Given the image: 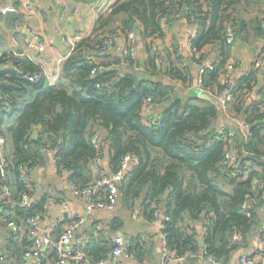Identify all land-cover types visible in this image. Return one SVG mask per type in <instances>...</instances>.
Listing matches in <instances>:
<instances>
[{"label":"trees","instance_id":"obj_1","mask_svg":"<svg viewBox=\"0 0 264 264\" xmlns=\"http://www.w3.org/2000/svg\"><path fill=\"white\" fill-rule=\"evenodd\" d=\"M240 3L117 0L106 15L98 18L92 35L79 41L63 61L65 83L60 86L47 85L39 68L27 59L12 54L0 56V137L6 140L7 160V177L4 182L0 180V194L4 188L8 190L0 200V216L26 227L27 218L41 219L46 214V197L33 199L32 173L44 165L48 152L54 153L57 173L66 174L67 183L77 191L116 173L128 155L136 163L116 183L119 203L129 208L137 206L147 220H153L156 209L163 210L167 217L162 229L164 242L177 256H187L186 264L198 261L202 251L226 264L234 252L247 248L256 229V236L264 237L260 231L264 213L261 67L254 64L240 78L233 80L231 76L229 80L232 100L225 114L240 118L248 130L243 137L226 127L234 133L232 143L239 165L223 164L228 140L217 136L222 114L218 97L225 87L221 79L233 53L225 40V27L232 28L235 41L252 25L262 41L258 54L264 49V16L247 24L238 15L236 6ZM177 20L197 29L191 40L195 51L188 58L180 55L177 46L170 53L153 54L146 39L161 38ZM129 31L144 43L146 56L142 60L101 50L108 35L122 36ZM206 60L213 61L202 83L210 99L200 97L193 84V67L199 69ZM35 74L38 78L29 80ZM253 92L256 99L247 103ZM149 97L158 125L151 124L142 113ZM104 148L108 149V175L96 162L103 158ZM247 162L252 166L245 169ZM24 177L29 180L28 186L22 181ZM98 192L102 194L103 188ZM24 194L32 200L28 206L20 205ZM7 203L13 204L11 216L5 214ZM200 220L210 222L202 236L203 248L191 225ZM62 233L63 225L52 237L58 239ZM234 233H240L242 241L231 242ZM24 239L23 256L30 247L25 235ZM113 247L109 240L92 238L85 249L89 260L98 262ZM139 250V241L128 244L131 256L137 257ZM49 255L58 264L56 250L50 249ZM46 260L44 256L40 264Z\"/></svg>","mask_w":264,"mask_h":264},{"label":"crops","instance_id":"obj_2","mask_svg":"<svg viewBox=\"0 0 264 264\" xmlns=\"http://www.w3.org/2000/svg\"><path fill=\"white\" fill-rule=\"evenodd\" d=\"M117 0H1L0 1V56L12 54L19 59H27L37 66L44 81L49 86H60L65 81L62 79V63L72 53L75 45L84 38H88L95 30L98 18L106 15ZM246 2V1H245ZM263 3V4H259ZM30 3L27 8L26 4ZM244 3L241 2V4ZM251 5H261V12L256 14L248 12L250 16L244 15L246 8L237 9L238 15L247 24L254 19H261L264 16V0H255ZM238 7V6H236ZM242 10V11H241ZM6 11H13L15 16L6 25ZM191 26L185 20L174 21L165 31L164 36L156 38L158 44L173 39L177 44L180 55L188 58L190 55L188 42L193 32ZM242 38H236L232 53L236 64L231 76L233 80L240 78L248 72L259 57L261 40L256 36L252 25L241 33ZM30 40L25 44L24 39ZM16 40L18 43H15ZM151 39H146L150 41ZM154 40V39H153ZM39 41L44 42V50H38ZM152 41V40H151ZM144 43L137 37L136 49L138 57L142 60L145 56ZM117 55H121L118 54ZM261 72H264V57L261 60ZM197 69L193 67V84L195 85ZM165 71V70H164ZM262 83V79H260ZM180 86V84L178 85ZM256 99L253 92L247 99V103ZM26 102H23L24 105ZM220 125L229 127L235 133L247 136V127L243 125L240 118L232 114L223 113L219 118ZM110 174L108 165V149L104 148L103 158L98 163ZM132 165L125 170L128 173ZM98 166L96 165V171ZM66 174L59 175L55 168L54 153H48L43 166L32 173V180L35 184V195L33 199L46 197V214L38 223V236L44 230L52 234L61 225L68 215L73 217H84L85 221L76 230V237L84 244L92 238L109 240L120 235L128 245L133 240L140 242V250L137 257H120L115 264H162V246L164 236L160 229V220H147L137 206L129 208L125 206V213H119L120 206L118 196L116 208L113 211L86 209L87 197L84 194H76L69 187L66 181ZM42 191V194H40ZM12 205V206H11ZM264 209V207H263ZM5 214H13V204L7 203ZM264 213L262 214L263 218ZM196 233L197 239H202L204 234V222L202 220L191 224ZM25 227L18 231H13L0 222V256L3 257L1 264H37L33 258H25L23 251L26 249L24 239ZM256 229L249 240V245L245 249L234 252L226 264H241L239 257L241 254H248L253 249L261 250L257 243ZM47 260L45 264H55L50 258L49 251L45 254ZM199 257H201L199 255ZM255 262L264 263V255L256 253ZM172 264H186V262H173ZM192 264L205 263L200 258ZM220 264H224L220 261Z\"/></svg>","mask_w":264,"mask_h":264},{"label":"built area","instance_id":"obj_3","mask_svg":"<svg viewBox=\"0 0 264 264\" xmlns=\"http://www.w3.org/2000/svg\"><path fill=\"white\" fill-rule=\"evenodd\" d=\"M1 1V0H0ZM26 7H30V3L26 4ZM193 23L195 22L194 19H190ZM165 27V25H164ZM165 34V30H164ZM197 29L194 27L193 32L191 34V38L188 42L189 52H194L195 48L191 45V40L196 37ZM264 35V32H263ZM225 40L226 43L229 45L230 50L232 51L234 48V34L232 28L230 26L225 27ZM264 41V37H263ZM15 43H18L14 40ZM25 44H29L30 40L27 38L24 39ZM151 46V50L153 54H167L172 52V50L177 46L176 42L173 39H168L166 42L158 44L156 39L150 40L147 42ZM137 44V35L129 31L125 35H118L112 34L108 35L101 46V50L106 52L108 50L112 51L113 53H118L130 60L136 61L138 53L136 49ZM38 50H44V42L39 41L38 43ZM264 57V49L262 50L261 55L255 60V66L259 67L261 64V60ZM94 61L95 59L89 57ZM213 68V61L206 60L203 62L201 67L198 69V73L196 76L195 81V88L199 92L200 95L205 94V90L202 87L203 83V76L206 70H211ZM234 69V60L231 57L225 68V73L222 76L221 84L224 85V89L218 97L219 106L222 112H226L229 108V103L232 100L231 91L229 89L230 85V77L231 73ZM94 72V71H93ZM38 76L32 75L29 77V80L37 79ZM142 113L148 118L151 124L158 125L157 117L154 115V110L152 106V98L149 97L145 99L144 105L142 108ZM244 125V124H243ZM36 130L33 127L32 132ZM97 134L94 136V138ZM218 137H225L228 140L226 148L224 150V157H223V164L226 166L235 167L239 165V155L237 150L232 143V138L234 137V133L232 131H227L225 125H220L217 130ZM6 140L4 137H0V180L6 181L7 173H6V164L7 160L4 154V147H5ZM49 153V152H48ZM101 159L97 158L96 162L99 163ZM136 163V159L133 156L126 155L121 163L120 169L109 177H102L100 180L96 182V185L93 187H89L84 189L83 191H77L73 189L71 185L69 187L74 191L76 194H84L87 197V204L86 209L88 212L93 210H105V211H113L116 208V199L118 196V189H117V182H120L123 179L125 170L133 166ZM252 163L247 162L245 163V169L251 168ZM22 181L26 186L29 185V180L25 177L22 178ZM103 188V193H99L98 189ZM8 194L7 188H4L2 194H0V200L4 198ZM101 195V196H100ZM32 200L29 198L28 195L24 194L20 205L21 206H28ZM246 209L245 214L249 216L250 213L247 210V205L244 206ZM160 220V229H163V221L167 220L163 210L156 209L153 214V221ZM40 219L38 216L33 218H27L25 221L26 229L24 231L25 236L30 241V247L24 252L25 258H33L37 264H40L42 259L44 258L47 251L50 249H55L58 258V264H115L117 263L120 257H131L130 253L127 251L128 245H125L122 237L120 235L116 236L113 239L114 247L110 252L107 253L106 257L103 260L98 262H91L88 258L87 251L84 247V244L76 237V230L83 224L85 221L84 217H73L68 215L64 220L63 226V233L59 236L58 239H54L52 237V233L48 230H44L40 236H38V223ZM0 222L5 224L13 231H18L22 228V226L17 225L13 220L7 219L6 216H0ZM209 221L204 222V232L205 227L209 225ZM260 231L264 233V216L262 218V223L260 227ZM257 243L261 247V250L253 249L248 254H241L239 257V262L241 264H254L255 258L254 256L256 253L259 255H264L262 251L264 250V237L258 236ZM242 241V235L240 233H234L231 239V242H240ZM89 242V241H88ZM162 254H163V262L162 264H172L173 262H184L187 256H177L174 251L167 248L166 243H163L162 246ZM200 258L205 263L210 264H220L218 260L212 255L206 254L204 251L201 252ZM3 262V257L0 256V264Z\"/></svg>","mask_w":264,"mask_h":264},{"label":"rangeland","instance_id":"obj_4","mask_svg":"<svg viewBox=\"0 0 264 264\" xmlns=\"http://www.w3.org/2000/svg\"><path fill=\"white\" fill-rule=\"evenodd\" d=\"M243 1H244V3H242V4L240 3L238 5L237 9L239 10L240 8L241 9L246 8L247 11H245L244 15L250 16L249 14H247L248 12H252L251 14H253V13L258 14L261 12V9H262L261 5H251L250 2L255 1V0H241V2H243ZM257 1H259V0H257ZM262 2H263V0H262ZM259 4H263V3L259 2ZM118 211H119V213H125L126 209H125L124 204H120Z\"/></svg>","mask_w":264,"mask_h":264},{"label":"water","instance_id":"obj_5","mask_svg":"<svg viewBox=\"0 0 264 264\" xmlns=\"http://www.w3.org/2000/svg\"><path fill=\"white\" fill-rule=\"evenodd\" d=\"M5 16H6V17H5V18H6V21H5V22H6V25H7V26L9 25L10 21H11L14 17H16L13 11H6ZM111 68H112V67H110L109 69L111 70ZM200 97L210 99V98H209L207 95H205V94L200 95ZM40 194H42V191H40ZM198 245H199L201 248H203V247H204V240H203V239H199V240H198Z\"/></svg>","mask_w":264,"mask_h":264}]
</instances>
